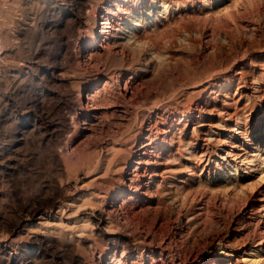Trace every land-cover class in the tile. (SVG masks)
<instances>
[{"label":"bare ground","instance_id":"1","mask_svg":"<svg viewBox=\"0 0 264 264\" xmlns=\"http://www.w3.org/2000/svg\"><path fill=\"white\" fill-rule=\"evenodd\" d=\"M43 1L44 3H53L49 7L52 10L50 12L52 17L45 20V23L40 25L39 28L50 25L44 31L48 33L59 32L61 34L62 40L59 41L58 49H61L62 53L57 51L56 55H53L55 57H46L47 68H38L39 64L36 66L35 64L41 56L43 57L41 55L43 51L39 48L31 52V43L28 40V45L26 44L23 54L19 57L21 59H23L22 57L25 58V61L22 60L24 63H19L20 66L11 72L6 69L10 72L8 79L13 77L10 80L12 86L14 85L13 90L11 89L12 93L14 92L13 97L1 98L5 94L3 92L2 95L0 92V264H59L60 262L63 264H83L85 262L77 252V245L72 244L73 238L71 239V237L74 236V233L59 232L60 226L55 223L52 224L49 219V217H52L50 211L59 202L60 187L57 184V179L62 169H67L68 174L73 173L75 180L78 177L77 172L80 171L82 177H79V182L85 183L93 180L92 190L90 192H86V190L85 193L80 195V206L83 207L82 209L88 208L89 211H85V214L79 219V226H77L78 232L85 233L88 236L92 234V227L95 225L97 227L95 233L104 240L103 245L99 246L97 244L98 238L84 237L82 244L90 256L89 258L92 259V264L126 263L127 258H132L131 261L129 260V264L137 262L136 259L141 261L150 259L149 264H158L153 256L156 252L154 247L158 249L159 255L170 256L169 258H172V263H174V257L177 256L176 258H178L180 254L177 251L178 249L173 247V240L163 241L161 239L159 243L155 244L154 234L148 235L145 233L142 236V241H147L150 246V256L141 252L134 253L125 234L109 235L104 238L103 227L101 228L100 225L105 220V227L108 229L111 225L113 227L120 225L121 221L124 226L127 225L128 222H132L135 217L137 218L138 215L148 210V205H151L153 198H157L154 206L158 208H165L170 203L179 211L185 213L188 209L186 202L201 193L198 186L194 185L199 177L196 172L199 161H201L199 158L207 156L210 160L212 149L209 145L213 147L223 145V142L219 140L218 133L216 134L210 129L205 133L203 139L205 142H202V144L181 137H177L174 142L173 122L167 121V117L166 119L156 113L159 105L157 107V103L148 104L145 109H142L145 103L141 102L142 98L137 95V75L131 68L128 76H126V70L123 71V69L115 73L112 71V73H109L110 75L101 80L102 84L100 85H98L100 78L93 77L94 83H91L90 80L85 81L82 84V86H85L84 88L78 86L76 97L73 98L75 103L72 101L73 104L71 105L67 106L64 103L66 100L60 101L61 98H58L55 102L53 101L58 88H63L66 83L63 77L64 69L67 71L70 66L80 65L84 61L83 67L85 69L95 67L98 70V67L102 66L104 61H101V56H99L100 58L97 57L99 49H111L117 52L118 46L113 44V38L117 37V31L119 32L121 29L123 31L127 27L126 39L124 38V40L130 46H125L127 49L122 50L124 52L122 55L125 57H128L130 52L133 53L131 50L134 48L130 49L131 46L143 45L150 49L149 51L152 52L155 58H160L163 53H160V50L156 51L157 47L154 50L155 46L153 45L167 41L169 37L177 32L185 19L189 18L186 15H189L188 9L190 7H204L211 4V0ZM15 3L16 0H13L10 3L11 6L8 4L7 7L10 6L8 7L10 10L14 9ZM144 7L150 10L146 17L141 15ZM6 10L9 11V9ZM6 10H1V12L8 14ZM259 10V8H251L248 4L243 5V12L249 18L257 13L261 14ZM91 15L96 17L95 23H93V26H88L85 18ZM51 22L54 23L50 24ZM4 23V21L1 22L2 25ZM34 24L36 25V23ZM39 28H29L21 32L18 28L15 31L26 36L28 34L34 36L35 33H40L42 36L44 33ZM230 32L232 37L241 36L251 40L254 37L255 27L252 20L246 19L241 23L238 19L234 20ZM13 33H15L14 27L2 28L0 26V55L8 51L4 48V44L12 41ZM43 37H47L46 34ZM116 52L114 53L116 54ZM100 54H102L101 51ZM18 56L14 57L18 58ZM0 57L2 59V56ZM4 68L6 67L4 66ZM0 69H3V67L1 66ZM5 71L4 74H7ZM7 75L0 77V91L9 83L7 82ZM197 78L195 77V79ZM192 79H194V76ZM195 79L189 82V85H194L192 87L197 86V84L201 85L204 82H202L201 77L199 79L202 83ZM253 79L251 89L257 96L260 94L261 85L258 77ZM121 82H123V86H121ZM43 85L50 86L54 90L44 89ZM39 87L40 91L37 90L36 92ZM26 88L33 90V92L29 95L30 97L28 96L29 98L22 100V96L25 97L22 94ZM68 91H71V89ZM85 91H88L86 96ZM63 92L64 90L61 95ZM172 96L175 97L176 95L173 94L170 98ZM85 98L86 102L84 103ZM160 98L165 99V96ZM239 99L244 100L240 108L239 105H233ZM248 99V95L234 98L235 101L232 98L230 102L222 104L217 110L218 120L227 121L229 124L233 123V125H228L226 129L232 137L233 147L237 137L244 133L242 132L245 127L242 121L244 117L242 118L241 109L243 110L245 100ZM69 101L67 100V102ZM143 101L145 100L143 99ZM263 104L264 101L259 102L257 109L264 111ZM74 105L80 108V112L76 113L75 109V119L69 117L72 118L70 123L79 126V118H83L82 124L87 125L82 128L79 127L81 129L79 138H84L85 142L75 157L74 154L71 157V153L68 151V157L63 159L61 157L63 149L59 150V148L61 149L60 145L63 143L60 136L68 128V114H73ZM62 108H66L67 112L63 111ZM139 109L141 114L138 112ZM198 109L195 105H190L187 110L182 112L179 120L184 121L185 125L191 123L193 125L192 130L195 129L199 125V121L203 119L202 111ZM54 115H58L61 121L55 122ZM94 119L98 122H94ZM259 122V126L254 125L253 127L254 133L264 135V115ZM108 123H112L109 129L106 126ZM208 148H210V152ZM65 153L63 154L65 155ZM69 155L71 158H69ZM89 178L92 179L88 181ZM28 181H35L38 185L40 184L36 189V194L34 193L32 197H27L24 194L23 187ZM87 184L89 185V183ZM151 185H153V190L149 189ZM101 201H104L105 208L102 205V208L100 207L99 203ZM59 206L61 208V203ZM261 211L263 219L258 222L259 229L257 228V233L263 236L264 207ZM38 213H40L38 219L41 221L33 223L32 219ZM190 213L191 215L187 219L192 222L189 227L191 231L194 233L204 230L199 224V213ZM92 216L94 218L91 220ZM221 219L220 217L219 220ZM256 219L254 217V220ZM244 222L243 217L237 219L238 231L236 236L247 235ZM258 224L255 226L257 227ZM181 228L182 223L179 218L176 226L177 234L181 232ZM211 243L215 245L216 249L211 253L214 258L211 259L210 264H238L232 261L235 258L233 254L235 248H229L226 242L223 241V236H217L216 244ZM228 249H231V251H227ZM258 251L262 250L255 251L254 262L260 260V258H257ZM206 259V255L202 256L199 259V264H202ZM179 261L177 264H185ZM193 261L192 259L190 264ZM163 263L162 260L161 264Z\"/></svg>","mask_w":264,"mask_h":264},{"label":"rangeland","instance_id":"2","mask_svg":"<svg viewBox=\"0 0 264 264\" xmlns=\"http://www.w3.org/2000/svg\"><path fill=\"white\" fill-rule=\"evenodd\" d=\"M12 1L13 0H0V24L3 21L5 22L0 26L2 28L7 26L14 27L15 32L12 34V41H9L11 44L7 42L4 44V48L8 51L0 55L2 56V59L0 57V68L1 66L3 67V69H0V71L2 70L0 72V77L8 74L7 79L11 71L18 68L21 62L24 63L25 58L22 57L23 59H21L19 57H21V54H23L25 50L24 47L26 44L28 45L29 42L31 43V52L39 48L43 51L41 55H43L44 58L40 55L41 58H39L38 62L35 64V66L39 64L37 66L38 68L42 67V69H46V57H55L53 55H56L57 51L62 53V50L58 49V45L60 44L59 41L62 40L61 34L59 32L48 33L44 31L50 25H44L45 27L42 26L44 28H39L40 25L45 23V20L51 19L52 16L50 12H52V10H50L49 7H51L53 3H44L43 0H16L15 8H12L11 11L8 7L11 6L10 3ZM8 4H10V6L7 7ZM245 4H248V6H251L253 9L259 8L261 14L257 13L252 18H249V16L243 12V5ZM145 7L141 15L146 17L150 10ZM6 9H9V11ZM1 10H6L8 14L1 12ZM188 10L187 12L189 15L186 16H189V18L185 19L183 25L178 28L177 32L169 37L167 41L153 45L155 46L154 50L157 47L156 51L160 50V53H163L160 58H155L152 52L149 51L150 49H147L143 45H139L138 47L131 46L132 48L130 47V49L134 48L131 50L133 53L131 54L130 52L129 55L131 56L128 55L126 58L122 55L124 54L122 50H126L127 47L130 46L124 40L127 27L123 31L121 29L119 32H116L117 37L113 38V44H117L118 46L117 52L111 49H99L97 57L100 58L99 56H101V61H104L102 62V66L98 67V70L95 67L85 69L83 67V64H85L84 61L80 65L74 64L72 67L70 66L67 68V71L64 69L63 77L67 86L65 83L63 86V88L65 87L64 89L62 87H59L60 90L59 88L58 90L57 88L55 89V91L57 90L55 95L56 99L54 97L53 102L61 98L60 101L66 100L64 103H66L67 106L71 105L73 102L75 103V99L73 98L76 97L78 86L84 88L85 86H82V84L85 81L90 80L91 83H94L93 79L95 77L97 79L100 78L98 83V85H100L102 84L101 80L110 75L109 73H112V71L115 73L123 69V71L126 70V76H128L130 73L129 69L131 68L137 75V92H140L139 94L137 93V95L139 98H142L141 102L146 104H143L144 108L142 107V109H145V106H148V104L157 103V107L159 105L156 113H159L160 116L164 118L167 117V121L170 120L173 122L172 130L174 142L177 140V137H181L185 140L189 139L192 142L194 141L198 144H202V142H205L203 140L205 133L210 131V129H212V132L218 133L219 140L223 142L221 147L218 146L219 148L209 145L213 150L210 152V148H208V151L211 153L210 160H208L207 156H203V159L198 157L199 160H201L199 161L196 171L199 177L196 179L194 185H196V187L198 186V190L201 193H199L197 197L191 198L186 202L188 209L185 213L179 211L170 203H168L165 208H158L154 206L157 198H153L151 205H148V210L138 215L137 218L135 217L132 222H128L125 226L121 221L119 223L120 225H118L120 227H113V225H111L108 229L105 227V220V222L100 225L101 228L103 227L104 238L109 235L125 234L129 239L130 247L134 253L141 252L148 255L150 253V246L147 241H142V236L145 233L148 235L154 234L155 244L159 243L161 239L163 241L171 239L173 240V247H176L180 254V258H176L177 256H175L174 263H172V258H169L170 256L166 255L165 257V255H159L158 249L154 247L157 253L155 252L153 256L158 264H161L162 260L165 264H177L179 260V262L190 264L192 259L194 260L192 264H199V259L205 255L207 259L202 264H210L211 259L214 258L211 253L216 249L215 245L211 242L216 244L217 236H223V241L226 242L227 246L229 248H235L233 252L235 258L232 261L238 264H264V235L262 236L257 233L259 229L258 222L263 219L261 209L264 207V135L254 133L253 128L254 125H260L259 121H261L264 115V111L257 109V104L264 101V0H211V4L207 6L201 8L190 7ZM10 13L12 14L10 15ZM87 17L88 18H85L86 24L88 26H93L96 17L93 15ZM238 19L241 23L246 19L252 20L255 27L253 39H245L241 36L232 37L230 32L231 27L234 20ZM34 23H36V25ZM52 23L54 22L50 24ZM36 26L44 33L42 36L40 33H35L34 36L33 34L31 36H29V34L26 36L23 33H17V31H15V29L18 28L20 32L29 28L37 29ZM45 34L47 37H43ZM160 46L161 48L163 46V50ZM120 49L121 51H119ZM100 51L102 54H100ZM112 52H116V54ZM3 55H6L5 58H7H3ZM16 55H19L18 58L14 57ZM8 56L10 59H8ZM17 59L18 63L16 64ZM2 61L3 63L1 64ZM104 62L106 63L103 64ZM4 66L6 68H4ZM12 67L13 69H11ZM3 70H6L5 72H7V74H4ZM193 76L194 79L198 77L195 80H199L200 82L201 80L199 77H201L202 82H204H201V85L197 84V86L195 85V87H192L194 85H189V82L194 80L192 79ZM255 77H258L260 81L261 95L258 94L260 97L258 95L256 96V93L252 92L251 89L253 78ZM12 79L13 77H10V79H8L9 81L7 80L11 85L9 86V83L7 84L6 82L7 85L4 87L7 89L3 87L0 91L2 95L3 92L5 94L1 98L7 96H9L8 98L13 97L12 94L14 92L12 93L11 89L13 90L14 85L12 86L10 82ZM43 86L44 89L48 88L49 90H54V88L50 86ZM121 86H123V82H121ZM39 89L40 87L36 89V92L37 90L40 91ZM70 89L71 91L67 92V90ZM63 90L64 92L61 95ZM184 90L188 93L186 94ZM170 91L173 93L171 94ZM32 92L33 90L26 88L23 94L21 92V94L25 96H22V100L31 95ZM86 93H88V91H85V96ZM173 94L176 96L170 98ZM246 95L249 96V99L245 100V106L243 110L241 109L242 118L244 117L242 121L245 129H242L244 133L241 134L242 136L240 135L237 137L235 146L233 147L231 142L232 137L229 132L226 131L228 125H233V123L229 124L227 121L218 120L217 110L222 104H227L228 101L230 102L232 98L234 100V98L236 99ZM162 96H165V99L162 98V100L160 98ZM143 99L145 101H143ZM67 100L70 101L67 102ZM85 102L86 98L84 100V103ZM243 102L244 100L239 99V101L235 104L233 103V105H239L240 108ZM190 105H195L203 114V119L199 121V125L193 130V125L191 123L185 125L184 121L179 120L182 112L187 110ZM262 107L264 108V104ZM62 109L67 112L66 108ZM74 111L79 113L80 108L74 105L73 114L67 113V124L69 125L66 131L60 136L63 145H60L61 149L59 148V150L63 149V153L66 151L65 155L61 152V157L63 159L64 157H68V151L71 153V157H73L72 154H74L75 157L76 153L84 146L85 142L84 138H79L81 130L79 127L82 128L87 124H82V117L79 118V126H74V124L70 123L72 118L70 119L69 117L75 119ZM138 112L140 113V109ZM56 116L58 115L53 116V118L57 120L54 121H61V118ZM95 121L96 119H94V122ZM96 122H98V120ZM106 126L109 129L112 123H108ZM64 141L66 142L65 145ZM257 145H259V147H257ZM70 155L69 158H71ZM66 170L62 169L57 179V184L60 187L59 202L55 204L50 211L52 217H49V219L52 224L55 223L60 226L59 232L74 233V236L71 237V239L73 238L72 244H74V246L77 245V252L83 257H81L82 260L85 261L83 264H92V259L89 258L90 256L82 244L84 237L87 235L78 232L77 226H79V219L82 218L85 211H89L88 208L82 209L83 207L80 206V195L85 193L86 190V192L92 190L93 180L89 181L92 179L89 178V182H79V177H82L80 171L77 172L78 177L77 180H75L74 174H68V170ZM87 183H89V185ZM197 183H199V185H197ZM39 186L40 184L38 185L35 181H28L23 187V190L26 192H24V194L27 197L34 196ZM149 189L153 190V185H151ZM60 203L61 208L59 206ZM99 205L105 208L104 201H101ZM190 212L199 213L198 217L200 219L198 220L200 223H198L204 230L194 233L191 231L189 227L192 225V222L187 219L191 215ZM39 215L40 213L33 217V223L41 221L38 219ZM220 217L222 218L221 220H219ZM242 217L245 220L244 225L246 226L247 235L236 236V232L238 231L236 222L238 218ZM254 217L257 219L254 220ZM93 218L92 216L91 220ZM179 218L181 219L182 228L181 232L177 234L176 226ZM216 219L217 221L215 222ZM255 223L258 224L257 227ZM96 229L97 227L94 225L92 227V234H89L87 237L91 239L98 238L97 240L99 241L97 244L102 246L104 240L97 236L95 233ZM176 240L178 241L176 242ZM260 249L262 251H258L257 253V258H260V260L254 262L256 255L255 251ZM227 251H231V249ZM127 260L126 263L120 264H129L128 262H130L132 258H127ZM149 260L150 259H143L141 261L140 259H136L137 262L133 264H144V262L145 264H149ZM96 261L97 259L95 262ZM59 264L63 263L60 262Z\"/></svg>","mask_w":264,"mask_h":264}]
</instances>
